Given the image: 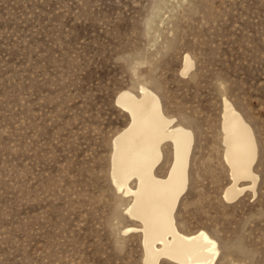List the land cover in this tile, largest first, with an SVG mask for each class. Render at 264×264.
I'll use <instances>...</instances> for the list:
<instances>
[{"label": "rangeland", "instance_id": "obj_1", "mask_svg": "<svg viewBox=\"0 0 264 264\" xmlns=\"http://www.w3.org/2000/svg\"><path fill=\"white\" fill-rule=\"evenodd\" d=\"M142 86L193 134L178 228L217 241L215 264H264V0H0V264H144L111 178L116 98ZM225 101L257 148L256 195L233 202Z\"/></svg>", "mask_w": 264, "mask_h": 264}, {"label": "bare ground", "instance_id": "obj_2", "mask_svg": "<svg viewBox=\"0 0 264 264\" xmlns=\"http://www.w3.org/2000/svg\"><path fill=\"white\" fill-rule=\"evenodd\" d=\"M192 68L186 56L182 75ZM115 103L129 123L113 141L111 178L116 190L129 198L125 214L139 223L124 233L140 234L144 264H215L220 254L217 241L203 230L185 233L176 222V210L188 189L193 134L166 118L159 97L144 86L139 97L123 91ZM222 130L223 159L230 179L223 198L233 202L245 191L256 192L257 148L250 126L228 101L224 102ZM166 144L171 146V158L165 175L160 176L157 170Z\"/></svg>", "mask_w": 264, "mask_h": 264}]
</instances>
